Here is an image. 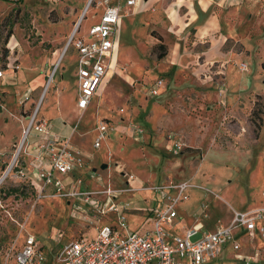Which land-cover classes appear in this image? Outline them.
<instances>
[{"label": "rangeland", "instance_id": "374dc122", "mask_svg": "<svg viewBox=\"0 0 264 264\" xmlns=\"http://www.w3.org/2000/svg\"><path fill=\"white\" fill-rule=\"evenodd\" d=\"M87 1L0 0V70L10 63L19 66L17 73L30 74L37 67L48 66L52 52L62 47L76 24L77 36H83L98 22L102 10L99 0H92L80 17ZM119 1L124 5L126 0ZM135 1L137 5L128 14L122 16V8L116 25L112 52L115 71L102 79L87 108L82 113L75 108L76 60L67 54L58 60L39 104L38 117L49 119L54 129H59L64 116L72 125L71 145L85 151L91 160L109 163L105 169L97 166L90 177L80 172L81 181L89 187L109 184L120 188L126 186L125 180L132 188L163 180L191 182L198 186L192 189L202 193L199 216L209 218L216 227L229 224L234 211L264 208V0H222L220 4L210 0L202 15L196 10V24L202 17L209 18L210 26L216 23L217 30L209 42L199 45L192 43L191 28L180 36L173 32L164 11L169 0H164V8L156 0ZM178 11L170 12L177 15ZM9 13L14 23L5 42L8 28L1 23ZM160 43L164 52L157 47ZM205 49L213 62L207 69V82L200 84L205 77L202 71L193 74L196 61L191 56L184 59ZM180 56L184 58L180 60ZM156 78L163 80L165 91L151 96L147 85ZM39 80L42 84L45 81ZM27 88V84L19 83L5 89L0 80V173L20 142L16 130L24 115L22 101ZM29 96L33 98L31 93ZM255 102L261 120L255 116L251 122ZM99 120L108 123V137L93 149ZM136 125L143 129L142 135L128 131L129 126ZM32 136L33 132L26 140ZM167 138L183 143L178 160L177 155L165 151ZM23 159L19 157L18 164L27 167L29 158H25L27 163ZM204 162L211 165L200 167ZM129 174L133 180H128ZM12 188L18 191L10 193ZM122 196L130 203V211L139 209L143 214L156 201L149 191ZM127 219L132 230L142 232L139 216L130 212ZM88 230L65 199L37 200L33 188L10 178L2 184L1 239L29 233L53 253L58 240L61 244ZM198 237L199 233L191 240ZM234 239L239 250L228 247L207 264H240L237 256L243 253L257 255V261L264 264V240H251L244 231H234Z\"/></svg>", "mask_w": 264, "mask_h": 264}, {"label": "built area", "instance_id": "2783aa9c", "mask_svg": "<svg viewBox=\"0 0 264 264\" xmlns=\"http://www.w3.org/2000/svg\"><path fill=\"white\" fill-rule=\"evenodd\" d=\"M91 2L87 1V8ZM134 5L135 0H126L124 5L119 0H99L98 6L102 10L98 22L90 26L83 36H77L76 24L64 43V51L72 48L76 52V107L81 113L96 95L102 79L115 71L112 52L116 25L119 17L131 12ZM123 7L124 13L120 15ZM83 13L84 10L80 17ZM241 66V69L245 68V65ZM53 72L49 74L45 88L27 116L22 138L15 145L10 163L0 173V188L10 178L33 188L37 200L63 198L72 204L73 211L84 220L89 230L61 244L58 240V248L53 253L29 233L9 240L0 238V264H206L218 258L223 245L227 243L233 250L240 249L234 239V231L243 229L251 240L257 234L264 239V208L234 211L229 224L202 231L195 240H191V237L198 234L202 227L193 226L182 236L169 237L168 229L175 226L178 204L188 201V191L198 187L191 182L139 188L127 185L113 188L109 184L95 189L86 187L76 174L84 167L81 149L71 145L70 137L54 134L48 121L37 118L39 104ZM163 86V80L156 79L150 85L148 94L157 96ZM27 99L24 97L25 101ZM108 127L104 120L97 122L93 148H99L101 141L108 137ZM128 131L135 135L143 133L138 125L129 126ZM32 132L37 140L28 143L26 137ZM182 147L181 142L173 143L175 152L181 151ZM26 156L29 158L27 167H20L19 157H24V163H27ZM127 178L134 179L131 174ZM138 190H149L161 197V206L152 218V228L144 232L130 228L127 219L129 203L119 199L124 193ZM242 262L257 264V259L249 255L243 257Z\"/></svg>", "mask_w": 264, "mask_h": 264}, {"label": "crops", "instance_id": "0c3cea01", "mask_svg": "<svg viewBox=\"0 0 264 264\" xmlns=\"http://www.w3.org/2000/svg\"><path fill=\"white\" fill-rule=\"evenodd\" d=\"M156 1H159L161 3L162 7L164 8V6H163L164 0H156ZM209 2H210V0H169L165 4L164 11L166 12L167 16L170 19V21H169L170 24L169 23L168 24L173 29V32L175 34H177L178 36H180L183 31H186L188 28H191L193 30V33H192V41H193L192 43L193 44L199 45V44H203L207 41L209 42L210 41L209 38H210L211 34L217 30V24L215 23L212 26H210L209 18L204 20V17L200 18L199 23L196 24V19H197L196 10L199 11L200 15H202L204 13V11H206L207 7L209 6ZM221 2H222V0L216 1L217 4H220ZM136 5L137 4L135 1L134 6H136ZM178 9H179V11H178ZM170 11L171 12L178 11V14L175 15L174 13H171ZM65 40L66 39H64L63 45L59 50L57 49V50H54L52 52V54H51L52 56L49 59L48 66L46 65L44 67H37L35 70L32 71V73H30V74H32L30 77H27L30 75L27 73H22V72L17 73L19 66H18V69H15L16 65L11 66L10 63L6 64V68L4 70H0V71H2V76L0 77V80H1V84L3 85V88L11 89L12 85L19 84V83L20 84L25 83L28 86L27 91L23 95V98L27 97L28 99L26 101L25 100L22 101L23 102L22 103V106H23L22 112H24V115L21 116V118H22L20 120L21 124L18 127V129L16 130L18 138L20 140L22 138V131H23L24 127L26 126V124L24 126H23V124L26 122L27 116L32 112V110L34 108L33 105L36 104L38 97L40 96L43 89L45 88V85L47 82V80H46L47 77L49 76V74L52 71L55 70L57 63H58V60L62 56H65L67 54H69L70 56H73L76 60V52L74 51V49L69 48L66 51L63 50ZM184 50H185V47H184ZM205 51H206V49L201 51V52L190 53L188 55H185L186 57L184 59V60H186L188 56H191V58L194 61H196L193 74H195L196 71L199 73H200V71H202V74L205 77L204 79L201 78L202 80H200V84H205L207 82L208 77H209L208 73H207V69L208 68L210 69V65L213 62L212 58L210 56L206 55ZM183 58H184L183 56H180V60H182ZM199 58H201V59L199 60ZM175 64H176L175 62H172V65H175ZM180 65H183V64H180ZM57 68H58V66H57ZM229 71L232 74L231 69H229ZM75 72H74V76L76 79V73ZM40 78L45 79L43 84L39 80ZM156 79H158V78H156ZM156 79H154L151 83H149L147 85V91H148L150 85ZM41 84H42V88L40 89ZM55 91H57V89H55ZM164 91H165V83H164V86L159 90V93L157 96H160L161 94H163ZM29 93L32 94L33 98H31L29 96ZM75 108L77 111H79L76 107V103H75ZM38 112H39V110H38ZM37 118L38 119H44V120L49 122V119H47L43 116L38 117V115H37ZM62 120H63V122H62L63 126L60 127L59 129H54V127L51 125L52 132L54 134L60 136V137H70L69 136L70 128L72 127L71 122H69L64 116H63ZM68 131H69V133H68ZM183 131L187 132L185 128L183 129ZM144 135H146L149 138L147 133H145ZM131 137H133V136L131 135ZM167 139H168V141L164 145L165 151L172 156H176V155L180 156L181 152L179 151L176 154L175 150L172 148L173 143H175L176 139H169V138H167ZM36 140H37V136L34 135V136H32L31 139H28L27 142L33 143ZM93 149H95V148H93ZM172 149L174 151H172ZM81 151H82L83 157H84V167L82 170H79L76 172V174L78 176L81 177L82 173L85 175H88L90 172L91 173L97 172L96 171L97 166L100 167L102 164L107 165L106 161H104V160L102 162L99 161L100 163L96 162L95 160H91V158L88 156L87 153H85V151H83V150H81ZM179 156H178L177 160L179 159ZM209 165H211V163L208 164V163L204 162V163L200 164V167H209ZM88 167L91 168L90 171H88ZM107 167H109V163H108ZM93 169H95V170L93 171ZM80 172H81V174H80ZM90 175L91 174H89L88 177H90ZM181 181H184V180H175V181L174 180H163L161 183H158L157 185H165L168 183H177V182H181ZM126 182H127L126 180L123 181V184L127 185ZM85 186L88 188H91V189L94 188V186L89 187L86 183H85ZM141 186H146V185L141 184V185L134 186V188H139ZM138 191L147 192L149 190H138ZM149 192H152V191H149ZM153 193H154V196L156 198V201L154 203V206H151L150 210L147 211V213L143 214V212L139 209H132L131 211L129 209L127 210V214L128 213L130 214V212H133V215L139 216L142 219V222L140 224V228H141L140 230H142V232L152 228L153 215H154L155 211L161 206L160 195L158 193H155V192H153ZM188 195H189L190 199L188 201L179 203L177 206V217L175 219V226L171 229H168L169 237H172L174 235L182 236L183 234H185V232L188 229H190L193 226H195V228L202 227V229L198 232L199 235L201 234L202 231H211V230H214L216 228V225L214 223L212 224L210 222L209 218L206 220V219L200 218V216H199V202L202 200V193L191 189L188 191ZM123 197L124 196L119 198L121 202L125 201V198H123ZM200 197H201V199H200ZM121 198H123V199H121ZM198 199H200V200H198ZM184 203L187 204V207H182V205ZM129 205H130V203H129ZM152 205H153V203H152ZM209 212H210V210H209ZM131 227L132 226L130 225V228ZM240 231H244V230L242 229V230H239V232ZM254 239L264 240V239H261L258 234L255 235ZM228 247L229 248L231 247L229 243L223 245L221 252H220V255L223 252V250L228 248ZM231 249H232V247H231ZM245 256H249V255H246L245 253H243V254L237 256V259L239 260L240 264H243L242 258ZM216 259H214V260H216ZM214 260H211V261H214ZM211 261H209V262H211ZM257 264H262V263H260V261H257Z\"/></svg>", "mask_w": 264, "mask_h": 264}, {"label": "trees", "instance_id": "16d2710c", "mask_svg": "<svg viewBox=\"0 0 264 264\" xmlns=\"http://www.w3.org/2000/svg\"><path fill=\"white\" fill-rule=\"evenodd\" d=\"M13 23H14V19H13L11 13H9L7 16H5L4 19L2 20L1 24L5 25V27L8 28V31L6 33L5 42H6L7 38H9L11 36V34H12L11 33L12 32L11 29H12ZM158 39L160 40L161 37H158ZM157 47L162 49L163 52H164L165 47H164V45L162 43L158 44ZM6 54H7V51L4 52V56H6ZM159 56L162 57V53H159ZM257 106H258V104H257V102H255L254 103V108L252 109V112H251V118H250L251 122H253L255 116L258 117L261 120V118H260V112L261 111H259L260 109ZM17 191H18V188H12V189H10L9 192L12 193V192H17Z\"/></svg>", "mask_w": 264, "mask_h": 264}, {"label": "water", "instance_id": "95a60500", "mask_svg": "<svg viewBox=\"0 0 264 264\" xmlns=\"http://www.w3.org/2000/svg\"><path fill=\"white\" fill-rule=\"evenodd\" d=\"M106 164H102L101 166H100V169H105L106 168ZM95 169H93V171H94Z\"/></svg>", "mask_w": 264, "mask_h": 264}, {"label": "bare ground", "instance_id": "6f19581e", "mask_svg": "<svg viewBox=\"0 0 264 264\" xmlns=\"http://www.w3.org/2000/svg\"><path fill=\"white\" fill-rule=\"evenodd\" d=\"M85 10H87V3H86V5H85V7H84V11H85ZM194 228H195V226H194Z\"/></svg>", "mask_w": 264, "mask_h": 264}]
</instances>
